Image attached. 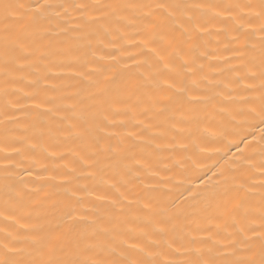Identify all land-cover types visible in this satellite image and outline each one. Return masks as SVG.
<instances>
[{"label": "bare ground", "instance_id": "obj_1", "mask_svg": "<svg viewBox=\"0 0 264 264\" xmlns=\"http://www.w3.org/2000/svg\"><path fill=\"white\" fill-rule=\"evenodd\" d=\"M262 72L261 0H0V259L258 251Z\"/></svg>", "mask_w": 264, "mask_h": 264}, {"label": "snow or ice", "instance_id": "obj_2", "mask_svg": "<svg viewBox=\"0 0 264 264\" xmlns=\"http://www.w3.org/2000/svg\"><path fill=\"white\" fill-rule=\"evenodd\" d=\"M2 7L4 9V19H8L14 14L16 10L22 9L24 5L18 3H5ZM160 7L164 6L160 5ZM261 7L262 12H264V0H261ZM261 76L264 77V72L261 73ZM262 86H264V79H262ZM251 112L254 118L258 119L260 124H264V92H262L260 96L259 111H257L256 108H253L251 109ZM262 187H264V185H262ZM261 218L264 220V193H262ZM255 238L259 240L258 251L251 245L246 246L243 251H246L248 255L245 257H237L236 249H233L226 255H231L235 257L234 259H226L219 262L216 260H197L187 262V264H264V231L256 234ZM69 247L73 250L71 255H69L67 252V248ZM93 247L94 245L92 244H81L80 241L70 242L68 245L53 244L51 248H49L44 254L46 257L44 259L30 260L25 262L20 260H10L5 256V258L0 259V264H141L140 261L130 258L109 261L94 259L91 256L84 255L85 253L90 252ZM120 255L123 256V253ZM82 256L83 258H81Z\"/></svg>", "mask_w": 264, "mask_h": 264}]
</instances>
